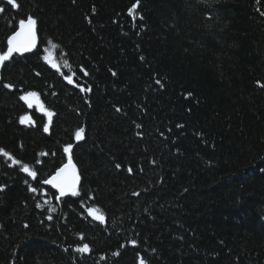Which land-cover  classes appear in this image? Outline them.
<instances>
[{
	"label": "trees",
	"instance_id": "1",
	"mask_svg": "<svg viewBox=\"0 0 264 264\" xmlns=\"http://www.w3.org/2000/svg\"><path fill=\"white\" fill-rule=\"evenodd\" d=\"M16 3L0 53L29 15L38 46L0 64V264H264V0Z\"/></svg>",
	"mask_w": 264,
	"mask_h": 264
},
{
	"label": "snow or ice",
	"instance_id": "2",
	"mask_svg": "<svg viewBox=\"0 0 264 264\" xmlns=\"http://www.w3.org/2000/svg\"><path fill=\"white\" fill-rule=\"evenodd\" d=\"M6 2L7 4H10L12 7H18V4L16 3V0H0V3H4ZM205 2H207V0H205ZM137 7V4H134L132 6V8L129 9V13H133L134 9ZM95 9H93L94 11ZM4 9L2 7H0V12H3ZM36 21L29 15L27 17L26 20H20L19 21V31L15 32L13 35L9 36L7 39V51L0 53V64H3L4 61H7L13 53H22V52H26L29 51L32 47L35 46V31H34V26H35ZM25 37L24 42H21L18 38L19 37ZM53 47H56L55 45H53ZM48 49H45V52H47ZM46 61H48L49 63L52 64V67L56 68L57 71L60 70L59 65L52 62V60L49 59V57L47 55H45L43 57ZM65 67H70L67 63H65L64 65ZM115 74V73H114ZM85 75H87V73L85 72ZM69 83H73V79L71 75H67L64 77ZM157 83H159V81H157ZM257 84L260 85L261 87H264V84H260L259 81H257ZM79 86V85H77ZM4 87L11 89L13 87V85L11 84H5ZM81 90L84 91L85 89L83 87H81ZM38 94L34 93V92H28L25 95L21 96L20 99L25 100L26 102H28L29 107H31V102L28 100L29 97H33V96H37ZM190 95V94H189ZM47 115L49 117H51L53 114L51 112H48ZM30 122V117L26 118V117H21L20 118V123H28ZM139 127V126H138ZM47 126H45V131H47ZM84 130L78 129L76 131V138L80 139L81 138V133ZM72 147V145H68L65 148V151H68L70 148ZM0 155H3L4 157L11 159L13 164H19L20 162L15 160L13 157H11V155L5 151L4 149H0ZM68 167H72L74 169V165L71 164V158L69 157V164L65 165L64 168L58 169L56 174L54 176H52L50 179L44 180L43 183L44 184H50L55 188H58L60 191V196L65 195L66 190H70L72 191L73 195H76L77 193L75 192L74 188H75V180H73V182L71 184H69L67 182L66 179L63 178L62 174L65 172V170ZM120 165H117V168H119ZM22 171L27 172L30 176H32L34 179L36 177V172L31 171L28 165H23ZM129 172H131V168H129ZM78 179V177L76 178ZM27 183V181H26ZM30 190L33 192H36L37 189L36 188H32L31 186ZM57 199H59V197H57ZM39 207V205H37ZM88 212L90 215H92L95 219L100 220L101 222H103L104 220V216L103 213L101 212L100 209H88ZM51 218V217H49ZM133 244H135V241H132ZM78 252H89L90 248L87 244H84L82 247L77 248ZM118 254V253H115ZM141 264H144V261L141 259Z\"/></svg>",
	"mask_w": 264,
	"mask_h": 264
},
{
	"label": "water",
	"instance_id": "3",
	"mask_svg": "<svg viewBox=\"0 0 264 264\" xmlns=\"http://www.w3.org/2000/svg\"><path fill=\"white\" fill-rule=\"evenodd\" d=\"M17 31H19V29L17 30ZM16 31V32H17ZM34 31H35V46L34 47H32L29 51H26V52H22V53H16V54H19V55H25V54H28V53H31L32 51H34L36 48H37V46H38V37H37V32H36V23H35V26H34ZM21 42H24V40H25V37H23V36H21V37H19L18 38ZM69 163H67L66 165H68ZM71 164L72 165H74L72 162H71ZM75 166V165H74ZM65 167V165L62 167V168H64ZM61 169V168H60ZM56 174V173H55ZM54 174V175H55ZM53 175V176H54ZM62 176H63V178L64 179H66L67 180V182L69 183V184H71L72 182H73V180H75V188H74V190H77V188H78V184H79V174H78V169H77V167L75 166L74 167V169L72 168V167H68L66 170H65V172L62 174ZM78 177V179H76ZM48 186H50L51 188H53L56 192H58L59 193V195H60V191H59V189L58 188H55V187H53L52 185H50V184H48ZM68 194H72V191H70V190H66V192H65V195H63V196H66V195H68ZM62 196V197H63Z\"/></svg>",
	"mask_w": 264,
	"mask_h": 264
},
{
	"label": "rangeland",
	"instance_id": "4",
	"mask_svg": "<svg viewBox=\"0 0 264 264\" xmlns=\"http://www.w3.org/2000/svg\"><path fill=\"white\" fill-rule=\"evenodd\" d=\"M52 62H53V61H52ZM29 98H30L32 101H34V102L37 101L36 98H35V96H33V97H29Z\"/></svg>",
	"mask_w": 264,
	"mask_h": 264
},
{
	"label": "bare ground",
	"instance_id": "5",
	"mask_svg": "<svg viewBox=\"0 0 264 264\" xmlns=\"http://www.w3.org/2000/svg\"><path fill=\"white\" fill-rule=\"evenodd\" d=\"M72 163L75 165V163L72 161Z\"/></svg>",
	"mask_w": 264,
	"mask_h": 264
}]
</instances>
